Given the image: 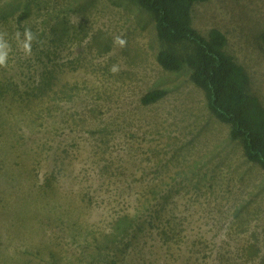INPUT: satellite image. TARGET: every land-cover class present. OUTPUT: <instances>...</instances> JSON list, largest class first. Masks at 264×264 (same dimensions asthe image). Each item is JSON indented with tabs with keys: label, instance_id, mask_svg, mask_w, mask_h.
Returning a JSON list of instances; mask_svg holds the SVG:
<instances>
[{
	"label": "rangeland",
	"instance_id": "obj_1",
	"mask_svg": "<svg viewBox=\"0 0 264 264\" xmlns=\"http://www.w3.org/2000/svg\"><path fill=\"white\" fill-rule=\"evenodd\" d=\"M192 17L226 35L264 107V0ZM0 33V264H264V169L191 69L157 59L190 42L165 44L138 0H0Z\"/></svg>",
	"mask_w": 264,
	"mask_h": 264
},
{
	"label": "trees",
	"instance_id": "obj_2",
	"mask_svg": "<svg viewBox=\"0 0 264 264\" xmlns=\"http://www.w3.org/2000/svg\"><path fill=\"white\" fill-rule=\"evenodd\" d=\"M138 1L152 13L158 38L165 44L190 42L194 46V51L185 57L170 49H160L159 63L172 72L185 66L191 69V79L203 89L208 108L230 126L232 139L242 140L246 158L264 169V107L250 93L242 65L225 51L226 35L213 28L205 36L193 26V5L207 0ZM262 39L264 43V33ZM165 94L164 89L151 90L142 101L148 104Z\"/></svg>",
	"mask_w": 264,
	"mask_h": 264
},
{
	"label": "clouds",
	"instance_id": "obj_3",
	"mask_svg": "<svg viewBox=\"0 0 264 264\" xmlns=\"http://www.w3.org/2000/svg\"><path fill=\"white\" fill-rule=\"evenodd\" d=\"M4 33H0V67H7V62L9 58V53L11 51V46L7 40H5ZM23 40H20V33H16V39L19 41V46L24 51L25 55L30 56L32 54V42L36 37L34 36L31 29L26 28L23 33ZM114 44L119 45L121 48L126 47L127 41L121 36H116L114 38ZM112 73H118L120 68L118 65H113L110 68Z\"/></svg>",
	"mask_w": 264,
	"mask_h": 264
}]
</instances>
